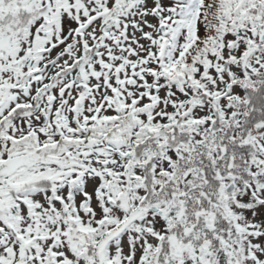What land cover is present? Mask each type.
<instances>
[{
	"label": "snow or ice",
	"instance_id": "6c2138e0",
	"mask_svg": "<svg viewBox=\"0 0 264 264\" xmlns=\"http://www.w3.org/2000/svg\"><path fill=\"white\" fill-rule=\"evenodd\" d=\"M0 264H264V0H0Z\"/></svg>",
	"mask_w": 264,
	"mask_h": 264
}]
</instances>
